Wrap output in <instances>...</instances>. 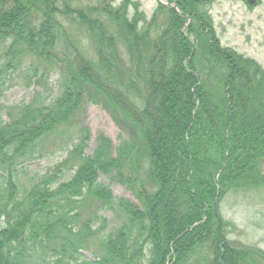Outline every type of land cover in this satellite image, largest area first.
Masks as SVG:
<instances>
[{
  "label": "trees",
  "instance_id": "trees-1",
  "mask_svg": "<svg viewBox=\"0 0 264 264\" xmlns=\"http://www.w3.org/2000/svg\"><path fill=\"white\" fill-rule=\"evenodd\" d=\"M214 1L168 0L182 15L159 4L140 24L137 14L126 21L125 3L100 0L85 10L68 0H0V80L14 72L42 88L29 103L0 102L2 201L14 205L3 211L0 202V264H264L259 250L227 241L220 213L229 193L264 185V69L220 45L205 10ZM106 19L118 21V41L136 61L146 60L145 75L118 50L100 54L99 68L87 62L81 30L99 24L105 33ZM49 75L58 91L44 89ZM102 97L127 116H112L123 134L135 129L141 138L118 149L117 161L104 137L86 154L80 112ZM65 151L51 176L19 199L26 165ZM64 172L72 177L58 183ZM102 177L126 186L135 202L114 198ZM96 200L124 214L107 235L92 224L101 209L87 214Z\"/></svg>",
  "mask_w": 264,
  "mask_h": 264
},
{
  "label": "rangeland",
  "instance_id": "rangeland-1",
  "mask_svg": "<svg viewBox=\"0 0 264 264\" xmlns=\"http://www.w3.org/2000/svg\"><path fill=\"white\" fill-rule=\"evenodd\" d=\"M100 0H68L75 7H79L88 10L94 4H97ZM112 4L114 8H121L123 3L126 4V10L124 11L126 21H132L137 14L142 20L139 23L145 24L154 14L159 0H102ZM251 0H216L208 7V13L213 22V30L219 43L223 48H231L234 53L243 55L245 58H250L258 62L264 68V0H254L255 5L251 6L248 3ZM112 2V3H111ZM100 6V5H99ZM98 6V8H99ZM94 15V14H92ZM99 24H102L100 19L96 18ZM103 20V18H102ZM115 22V24H110ZM105 33L98 31L99 24H95L93 32L87 33L82 31L83 50L84 55L87 57V62L93 67H101V56H109L111 54L118 53L124 58L129 60L130 56L134 62L136 68L141 71L142 75H145L144 64L146 60L141 58V63L137 62L134 55L135 52L129 51V47L123 42L118 41L117 33H125L120 27L118 21H111L106 19ZM110 26V28H109ZM106 28L115 35L108 36ZM111 38L112 43L108 42ZM108 40V41H107ZM232 50V51H233ZM201 67L209 69V63L202 65ZM73 79L76 73L79 72L78 65L73 62L72 65ZM57 76L49 75L45 81L44 89L49 91L52 87H55V91H58L59 86ZM38 90L36 86L27 87L24 83L20 82L15 75H6L3 80H0V102L1 105L7 107H14L23 103H29L35 96ZM101 102H87L80 114V124L83 128L89 132V141L87 142L86 154L92 155L98 149L100 144V138L111 142L113 145V154H109L112 160L120 157L118 149L129 148L128 144L141 142L140 136L133 133L128 135L125 131V135L121 128L116 124L112 116H117L119 119H125L123 113L120 114L114 108L106 98L102 97ZM141 106V103H139ZM1 112V108H0ZM5 113L0 114L3 116ZM123 119V120H124ZM7 120V118H6ZM140 138V139H139ZM125 144V145H123ZM72 149V146L68 148ZM132 153L129 151L128 156L131 157ZM68 157L67 152H59L55 155H51L42 160H38L26 165V169L19 174L17 180V189L19 199H23L25 194L37 184L42 183L47 176H51L54 169L65 161ZM138 158V157H136ZM113 172L124 173L127 177L130 175L125 169L117 170L115 167L110 169ZM72 175L68 172H64L62 178L59 176L60 182L68 181ZM110 178V177H109ZM101 180L112 191L114 198H126L135 202V197L131 190L126 186L117 182H113L112 179L108 180L102 177ZM6 189L4 188L3 181H0V202L3 211H9L14 207L13 204H6L5 196ZM103 203V206H102ZM101 210L98 212L100 221L92 223L96 228L103 231L104 235H107L118 228L125 220L124 214L117 207L114 210L111 208H105L104 202L95 201L94 207H88L87 214L90 216L96 208ZM220 213L223 221L227 223V241L235 246H243L250 249H257L264 255V185L254 186V188L231 192L227 195L220 205ZM105 220V222H104ZM6 227L5 220L0 217V231ZM91 258L92 255L88 254Z\"/></svg>",
  "mask_w": 264,
  "mask_h": 264
},
{
  "label": "bare ground",
  "instance_id": "bare-ground-1",
  "mask_svg": "<svg viewBox=\"0 0 264 264\" xmlns=\"http://www.w3.org/2000/svg\"><path fill=\"white\" fill-rule=\"evenodd\" d=\"M6 75H14V72H10L8 74H3L2 80L5 78ZM1 79V78H0ZM6 114V113H5Z\"/></svg>",
  "mask_w": 264,
  "mask_h": 264
},
{
  "label": "water",
  "instance_id": "water-1",
  "mask_svg": "<svg viewBox=\"0 0 264 264\" xmlns=\"http://www.w3.org/2000/svg\"><path fill=\"white\" fill-rule=\"evenodd\" d=\"M251 4H254L253 2Z\"/></svg>",
  "mask_w": 264,
  "mask_h": 264
}]
</instances>
